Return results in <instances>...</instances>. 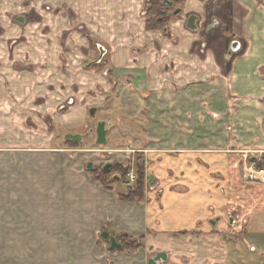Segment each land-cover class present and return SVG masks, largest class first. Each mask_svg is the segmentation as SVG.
<instances>
[{"label":"crops","instance_id":"0c3cea01","mask_svg":"<svg viewBox=\"0 0 264 264\" xmlns=\"http://www.w3.org/2000/svg\"><path fill=\"white\" fill-rule=\"evenodd\" d=\"M175 5L178 17L148 31V0H0L3 260L148 264L160 252L159 264H264V182L244 174L264 170V0ZM109 75L146 119L129 145L146 152L150 186L133 202L64 137L88 128L90 92ZM99 122L109 142L116 125ZM103 232L142 247L107 254Z\"/></svg>","mask_w":264,"mask_h":264},{"label":"rangeland","instance_id":"374dc122","mask_svg":"<svg viewBox=\"0 0 264 264\" xmlns=\"http://www.w3.org/2000/svg\"><path fill=\"white\" fill-rule=\"evenodd\" d=\"M98 71L103 72L105 71V69L102 68L99 69ZM123 88H125V86ZM97 91L98 92H96V90L91 91L90 93L93 98H98L92 104H95L93 105L94 107H98L96 110L97 112H99V114L98 115L96 114V118L94 119L89 114H87L84 120L88 128L84 129L83 126H81L78 127L79 130H74L71 132L72 134H77V133L85 134L86 131H88L89 129H93L94 133L91 134L88 139H86V141L83 143L82 146L80 145L79 147H76L69 143H67V146L74 148L73 154L75 155H87L88 157H90V160L92 162L95 160L96 161L99 160V166L100 164L103 163L106 164L107 162L115 163L118 158H123V159L125 158L126 161L129 162L131 161V163L137 164V161H141V159L144 158V156H146V152L144 153L142 152L141 154L139 153L140 154L139 155L138 153L135 152L137 151L135 150V148L130 147L129 143L132 142L135 144L136 141H138L141 138V136H143L144 134L143 126L146 120L145 117L142 116L136 117L135 115L133 117L130 115V113L126 111L125 109L126 107L124 105L126 101L125 99L123 100L121 99L122 95L119 94L118 85L117 86L114 85L110 75L108 76V78H106L104 84L99 86ZM124 96L126 97L125 94ZM128 102L130 101L128 100ZM130 103L133 104L134 102L131 101ZM143 105L144 102H141L140 107H144L145 110L146 105L144 106ZM101 119L111 122L112 124L114 123L117 129L116 132H112L109 142H107L104 146H99L96 144L95 128L97 122L100 121ZM58 136L62 138L61 137L62 134H58ZM133 168L137 173V168L135 165ZM122 184L120 185V187L123 188L124 184L123 185ZM100 240L106 244L108 250L109 243L103 239ZM2 247L3 246H0V264H30L29 261L23 262L18 260H11V259L3 260L1 257L3 255H6L7 253L5 250H2ZM4 247L5 249H7L8 247L10 253L13 252V246H7V247L4 246ZM122 250L125 251L124 249ZM25 251H26L25 255H32L31 247L30 248L26 247ZM106 253L109 254L110 252L106 251Z\"/></svg>","mask_w":264,"mask_h":264},{"label":"flooded vegetation","instance_id":"af4514ba","mask_svg":"<svg viewBox=\"0 0 264 264\" xmlns=\"http://www.w3.org/2000/svg\"><path fill=\"white\" fill-rule=\"evenodd\" d=\"M165 1L166 0H163V5L166 6L167 8H169L171 10V17H173V12L175 10H177V8L175 7L176 6L175 5V1L176 0H167V1H170V2H173L174 3V8L173 9L170 8L168 5H166L165 4ZM214 1H216V0H214ZM149 6L150 5H149V0H148L147 14H148V12L150 10V7ZM214 12L215 11H213V13ZM171 17H170V19H171ZM170 19H169V21H170ZM216 20L218 21V26L217 27H220V21L217 18L213 19L212 26L214 25V22ZM17 22L24 24L26 22V18L23 17V16H19L17 18ZM98 123H99V121L96 124L95 133H96V130H97ZM86 129H87V127H86ZM92 131L94 132L93 129H89L88 131H86L85 134H81V135L91 134ZM78 134H80V133H78ZM85 141H86V138L83 141H81V142H85ZM96 141H97V135H96ZM66 143H69V144H71L73 146H76V147H79L80 146V144L75 145L72 140L66 141ZM135 152L138 153V154L139 153L140 154L142 153L140 151H135ZM120 159L121 160H119V161L117 160L115 163L114 162L113 163L112 162H107L104 166H101V167H95L94 164H93V168L91 169V171H93V170H102L103 173L113 174V176H114L113 177V179H114L113 180V184L110 185L109 188L105 186L107 189L113 190L116 183H124V184H126V185H128L130 187V189L128 190V192L126 194H128L130 191H138V190H141V191L145 192L146 188L148 186H150V180L149 179L151 178V177L150 178L147 177L146 174H145V172H144V167L146 165V160L144 158H142L141 161H137V164H134L136 166V168H137L136 178H135L134 181H129L127 179V174H128V165H127V162H126L125 158L124 159L123 158H120ZM109 165H111V167L108 168V169H106L107 166H109ZM116 178H119V180H117ZM134 244L136 246V249L133 250V251H129L130 253H133L134 251H136L137 249H139V248L142 247L141 246L142 244L140 242H138V241H134ZM159 253L160 252L156 253L155 256H153L152 258H150L148 264H159L160 263L159 261L158 262H155V263L151 262L154 258H156L157 254H159ZM161 254H166V253H161ZM165 258H166V255H165ZM164 260L165 259H161V262L164 261Z\"/></svg>","mask_w":264,"mask_h":264},{"label":"water","instance_id":"95a60500","mask_svg":"<svg viewBox=\"0 0 264 264\" xmlns=\"http://www.w3.org/2000/svg\"><path fill=\"white\" fill-rule=\"evenodd\" d=\"M165 4L168 5L172 9L174 8V3L173 2H170V1L166 0ZM181 12H182V10H180V9L175 10L173 12V17H178L181 14ZM198 20H199V18L197 16H191L189 18V21H188V27H190L191 29H194V28L196 29L197 28L196 22ZM217 26H218V21L216 20L212 27H217ZM99 50H100L99 59L96 60L95 62L91 63L88 66V68H92L93 66L98 65V64H100L103 61V59H104V57L106 55V51L103 48H99ZM96 112H97V110L95 108H92L90 110V116L93 119L96 118ZM93 133L94 132L92 131L91 134H93ZM108 133H109V130H108V125L106 124V122H99L98 126H97V130H96V135H97L96 144L99 145V146H104L106 144V142H107ZM91 134H88V135L67 134L65 136V140L66 141L72 140L75 145L80 144L82 146L84 142H81V141H83L85 138L86 139L89 138ZM110 167H111V165L107 166L106 169H108ZM87 168L89 170H91L93 168V163H90ZM116 179L119 180V178H116ZM217 221L218 220L212 221V223L214 224ZM101 238L109 243V248H108L109 252L114 253L116 251H121L123 249L122 243H120L118 241L119 234L112 235L109 232H103L102 235H101ZM165 255L166 254L159 253V254H157L156 258H154L151 262H153V263L158 262V261L161 262V259H166Z\"/></svg>","mask_w":264,"mask_h":264},{"label":"trees","instance_id":"16d2710c","mask_svg":"<svg viewBox=\"0 0 264 264\" xmlns=\"http://www.w3.org/2000/svg\"><path fill=\"white\" fill-rule=\"evenodd\" d=\"M149 5L150 10L148 12L149 19L146 25L147 30L156 31L165 29L171 17V10L163 5V0H149ZM91 174L97 181L108 188L113 184V174L103 173L102 170H93ZM119 197L124 202H133L138 199H143L144 192L141 190L130 191L128 194L120 195ZM122 245L123 249L127 252L136 249L135 244L127 238H123Z\"/></svg>","mask_w":264,"mask_h":264},{"label":"built area","instance_id":"2783aa9c","mask_svg":"<svg viewBox=\"0 0 264 264\" xmlns=\"http://www.w3.org/2000/svg\"><path fill=\"white\" fill-rule=\"evenodd\" d=\"M130 159V158H129ZM128 162V174H127V179L129 181H134L136 178V172L134 170V164L131 163V161H126ZM245 171V179L250 181V182H264V170H257L255 166H245L244 168Z\"/></svg>","mask_w":264,"mask_h":264}]
</instances>
